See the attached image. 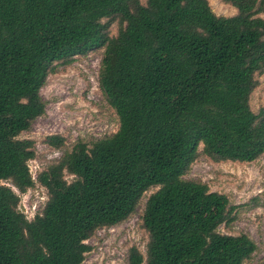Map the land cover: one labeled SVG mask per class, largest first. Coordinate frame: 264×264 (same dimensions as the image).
Here are the masks:
<instances>
[{"label":"trees","instance_id":"trees-1","mask_svg":"<svg viewBox=\"0 0 264 264\" xmlns=\"http://www.w3.org/2000/svg\"><path fill=\"white\" fill-rule=\"evenodd\" d=\"M221 1L236 12L218 15L208 0H0V264H82L95 230L128 218L152 187L141 215L145 253L130 247L127 264L251 258L248 234L218 230L238 205L183 177L200 146L216 162L264 153V106L250 105L264 71V0ZM96 49L98 84L119 127L77 140L35 181L34 142L19 136L45 112L40 89L56 62ZM45 142L62 148L65 137ZM35 182L48 196L28 219L19 194Z\"/></svg>","mask_w":264,"mask_h":264},{"label":"rangeland","instance_id":"rangeland-1","mask_svg":"<svg viewBox=\"0 0 264 264\" xmlns=\"http://www.w3.org/2000/svg\"><path fill=\"white\" fill-rule=\"evenodd\" d=\"M208 2L218 15L236 12L233 6L221 0ZM119 27L117 21H112L108 27L109 36H115ZM102 53L103 49H96L74 56L69 63L56 62L54 72L48 75L40 89L45 112L19 136L34 142L35 155L28 161V166L35 181L41 170L56 162L62 152L70 149L77 140L91 142L118 129V116L98 84ZM257 80L258 84L250 96L254 111L264 106V71L257 75ZM51 134L65 137L62 148L51 147L45 142V137ZM199 150L198 157L183 177L206 183L211 190L224 193L230 203L238 205L235 219L230 224L220 225L218 230L226 234H248L255 242L256 250L242 264H257L264 257V153L251 162H216L201 153V146ZM66 178L71 180L72 176L66 175ZM155 189L152 187L143 194L128 218L95 230L86 240L91 249L85 254L82 264H127L128 251L132 246L145 253L148 233L143 228L141 215L147 197ZM19 195L18 209L28 219L41 212L48 196L38 182Z\"/></svg>","mask_w":264,"mask_h":264}]
</instances>
